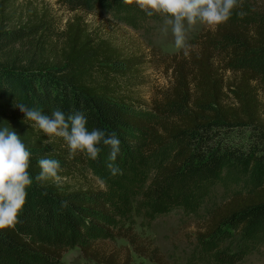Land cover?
Masks as SVG:
<instances>
[{
	"label": "trees",
	"instance_id": "trees-1",
	"mask_svg": "<svg viewBox=\"0 0 264 264\" xmlns=\"http://www.w3.org/2000/svg\"><path fill=\"white\" fill-rule=\"evenodd\" d=\"M0 12V130L15 131L31 152L33 177L21 223L15 230H0V264H60L63 253L74 246L98 264H136L129 247L156 264H168L160 249L141 238L127 219V198L118 204L86 173L104 178L111 174L110 148L101 144L98 160L83 154L69 158L65 142H48L17 105L48 115L56 109L83 113L90 130L115 133L121 141L115 161L119 167L141 158L134 139L138 134H145L149 152L174 142L177 147L157 173V186L162 184L164 190L160 200L166 205L185 202L203 184L217 180L227 162H243L264 173V111L258 97L259 91L264 93V72L243 69L228 82L221 73L229 69V60L264 53V21L251 22L233 11L227 23L215 30L208 27L189 41L188 57L182 50L173 54V83L168 96L153 99L158 116L153 121L140 114L145 107L137 92L143 82V52L91 32L80 15L65 23L61 37H54L47 11L31 13L12 27L5 21L3 4ZM48 39L53 41L49 48ZM224 55L228 61L221 69ZM221 127H249L251 139L242 145L227 143L216 130ZM42 158L59 161L64 178L59 185L35 181ZM121 190L125 196L127 189ZM237 227L264 232V175L255 187L210 206L193 232L196 247L213 264H236L243 240L231 238L229 230ZM117 239L128 244L118 246Z\"/></svg>",
	"mask_w": 264,
	"mask_h": 264
},
{
	"label": "rangeland",
	"instance_id": "rangeland-1",
	"mask_svg": "<svg viewBox=\"0 0 264 264\" xmlns=\"http://www.w3.org/2000/svg\"><path fill=\"white\" fill-rule=\"evenodd\" d=\"M238 2L240 6L234 10L235 13L251 22L264 21V0ZM0 4H3V14L5 21L9 22L8 27L19 24L31 13L40 14L47 11L54 37H61L60 32L65 23L80 15L91 32L99 33L127 50L143 52V82L137 92L145 107L140 109V114L153 121L158 118L153 112L152 102L155 97L163 100L168 96L173 83L170 57L179 51L175 47L171 27L166 25L161 15L148 16L135 5L105 6L86 0H71L67 3L59 0H0ZM208 27L205 24H197L189 28L187 43ZM52 43V39H48L45 45L49 48ZM60 43L57 39L58 47ZM227 61L224 55L218 64L219 68L222 69ZM227 65L229 69L221 71L227 82L243 69L264 72V53L229 60ZM258 97L264 111V93L259 91ZM229 102L232 103L231 100ZM216 130L221 132L227 143L233 145L247 144L251 139L249 127H221ZM144 136L143 133L134 138L141 150V158L135 164L126 160L119 167L122 174H109L104 178L96 173H86L93 182L108 190L118 204L127 198V219L141 238L151 240L160 249L168 264H213L209 256L201 254L196 247L193 232L197 224L207 216L212 204L218 205L233 194L255 187L264 173L250 169L243 162H227L217 180L203 184L199 191L185 202L177 201L166 205L160 200L164 190L162 184L157 186V173L169 161L177 145L170 142L149 152L145 149ZM121 189H127L125 196L122 195L124 192ZM159 208L163 210L159 211ZM235 230H229L230 237L243 240L236 264H264V232H248L249 230L241 227ZM116 244L125 246L128 243L124 239H117ZM129 248L134 263L156 264L135 254L131 247ZM60 264L98 263L84 258L79 248L74 246L63 253Z\"/></svg>",
	"mask_w": 264,
	"mask_h": 264
},
{
	"label": "clouds",
	"instance_id": "clouds-1",
	"mask_svg": "<svg viewBox=\"0 0 264 264\" xmlns=\"http://www.w3.org/2000/svg\"><path fill=\"white\" fill-rule=\"evenodd\" d=\"M128 6L135 5L148 16L161 15L166 25L171 27L176 49L182 50L188 57L192 50L187 43V31L197 24H205L212 30L225 24L233 11L239 7L238 0H123ZM167 33V27L165 28ZM32 126L49 137L62 139L69 149V158L83 154L87 159L98 160L102 151L101 144L110 148L107 167L112 175L122 174L115 163L120 153L121 141L112 133L110 136L103 129L87 127V119L81 112L65 114L56 109L50 115L24 104L17 105ZM31 152L15 131L8 128L0 130V230H15L21 223L20 215L26 204L27 189L33 185L29 171ZM41 169L35 181L44 184L52 181L60 184L63 177L59 161L42 158L38 160ZM67 206V202H65Z\"/></svg>",
	"mask_w": 264,
	"mask_h": 264
}]
</instances>
